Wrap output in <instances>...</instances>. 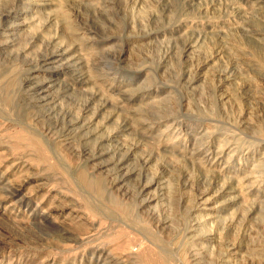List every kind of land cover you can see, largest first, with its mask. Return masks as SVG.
Returning <instances> with one entry per match:
<instances>
[{"label":"rangeland","instance_id":"rangeland-1","mask_svg":"<svg viewBox=\"0 0 264 264\" xmlns=\"http://www.w3.org/2000/svg\"><path fill=\"white\" fill-rule=\"evenodd\" d=\"M0 264H264V0H0Z\"/></svg>","mask_w":264,"mask_h":264}]
</instances>
